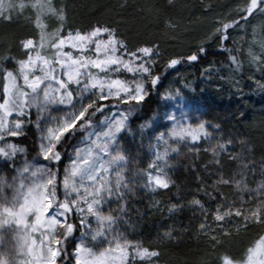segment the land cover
I'll return each mask as SVG.
<instances>
[{
  "label": "snow or ice",
  "instance_id": "obj_1",
  "mask_svg": "<svg viewBox=\"0 0 264 264\" xmlns=\"http://www.w3.org/2000/svg\"><path fill=\"white\" fill-rule=\"evenodd\" d=\"M5 3L0 0V21L11 24L12 9L5 12ZM17 7L15 19L24 17L30 24L27 34L0 38V164L11 169L7 176L13 192L0 195V264H162L163 242L173 238L174 229L161 225L155 235L144 236L129 215V201L173 188L174 160L182 147L203 144L207 153L219 136L217 146L231 157L243 140L224 136L221 125L202 119L203 114L185 111L181 102L188 103L189 92L196 89L187 79L182 85L177 80L179 86L165 85L157 40L133 47L109 24L70 28L67 6L59 0H21ZM138 9L157 12L158 6L146 3ZM257 16H264L262 0H248L234 23L221 24L218 16L215 34L178 58L169 57L166 69L201 63L212 45L239 69L229 44ZM253 39L264 46V30L253 32ZM257 60L264 72V56L254 55ZM205 74L212 75L211 64ZM256 83L264 90V79ZM154 93L175 101L180 115L171 110L145 115ZM127 136L139 137L138 149L147 140L143 164L139 150L133 156L126 147ZM28 140L31 147L24 146ZM218 179L231 183L228 177ZM149 200L168 219L190 207L199 214L202 234H209L213 224L223 228L226 221L238 231L240 224L250 230L243 205L210 207L198 195ZM249 215L256 225L264 224V211L257 208ZM220 234L231 233H210L213 247ZM219 264H264V230L243 248L222 252Z\"/></svg>",
  "mask_w": 264,
  "mask_h": 264
},
{
  "label": "trees",
  "instance_id": "obj_2",
  "mask_svg": "<svg viewBox=\"0 0 264 264\" xmlns=\"http://www.w3.org/2000/svg\"><path fill=\"white\" fill-rule=\"evenodd\" d=\"M67 6V23L70 28L83 29L97 24H109L117 27L126 37L131 46L143 44L149 40H157L163 57L158 62L160 74L165 85L176 81L180 85L189 80L194 92L189 96L201 98L204 105L206 120L211 124H220L224 136L242 139L234 145V152L229 157L224 155L217 146L219 136L211 142L209 151H203V144L193 145L191 148H200L193 151L182 147V154L175 157L173 177L175 185L163 194H141L129 201L128 211L133 221H138V231L144 236L155 235L154 229L161 225H171L174 236L165 240L162 246V264H219V257L224 251L235 252L250 238L255 237L256 231L264 230V224L253 223L254 216L249 212L260 209L264 211V98L260 100L255 95H238L241 86L248 90L252 82V71L247 66L245 53L246 39L239 42L238 35H249L252 26L247 32L241 28L235 35V44L229 47L236 52L240 61L239 69L230 65L226 59L227 53L221 54L219 49L212 45L211 53L206 60L197 64L187 62L177 65V69H166L169 57L178 58V54L189 48L197 47L201 41H206L215 34L214 21L219 16L220 23L235 22L238 13L248 5V0H61ZM264 2V1H262ZM158 6L157 12L145 13L138 9L144 4ZM123 6L122 5H125ZM238 5V7H233ZM145 18L142 19L141 17ZM170 20L171 24H166ZM258 23L264 30V16H257L253 22ZM30 24L24 23L28 30ZM23 29L8 38L27 34ZM211 64V76L205 74L206 66ZM171 73V74H169ZM264 79L263 75H260ZM258 79H261L257 76ZM160 98L154 93L145 106L144 114L150 115L159 107ZM31 147L32 141L26 142ZM125 145L133 156L137 151L141 153L140 163L144 158L142 148L138 149L139 142L134 139H125ZM215 149V152H213ZM35 152V151H34ZM67 163V161H65ZM207 165V170H205ZM135 166V165H134ZM228 177L231 183L221 182L218 177ZM202 178L200 191L197 192L198 179ZM198 195L210 207L218 202L225 205H243L245 215L249 220L248 232L237 230L226 221L223 228L213 224L210 233H222L225 229L230 235L217 236L218 243L213 247L209 234H202L199 230V214H193L190 207L177 216L168 219L162 217L152 208L149 197L161 202L185 199Z\"/></svg>",
  "mask_w": 264,
  "mask_h": 264
},
{
  "label": "rangeland",
  "instance_id": "obj_3",
  "mask_svg": "<svg viewBox=\"0 0 264 264\" xmlns=\"http://www.w3.org/2000/svg\"><path fill=\"white\" fill-rule=\"evenodd\" d=\"M61 1V0H59ZM264 1V0H262ZM21 3V0H6L5 3V12L8 11V9H12V16H13V22L11 24H7V23H3L2 21H0V38L3 37H9L12 34H16V32H20L23 29H25L24 27V23H28V21L24 18L21 17L20 19H15V13L18 10V5ZM260 20H256L255 22H253L252 25V30L250 31L249 35H245V33H240L238 35V38L240 39L239 42H241L243 40V38H245L247 41L246 43H244L245 47V53L247 56V66L249 67V69L252 71V74H250V79L252 80V82L249 84V88L248 90H245L243 86L240 85L238 89V95L242 96V95H255L257 96L260 100H262L264 98V90L260 89L256 83V80H258L257 76H259L261 79L262 77L260 75H263L264 77V72L260 71V68L257 66V64L259 63V61L257 60L256 62H253V56H264V46H261L260 41L258 40H254L253 39V32H256L257 34L261 32V28L259 26ZM29 24V23H28ZM30 26V25H29ZM27 30V29H25ZM251 53V54H250ZM261 67H264V65H261ZM181 105L184 107L185 111H188L190 114H194L197 116L202 115V119H205V112H204V105L203 102L201 100V98H197L194 96H189V102L188 103H184L181 102ZM171 110L173 112L176 113L177 116L180 115V110L179 108H177L176 106V102L175 101H164V100H160V104L159 107L156 109L155 113H159L160 115H163V113L165 111ZM135 126V125H134ZM125 139H133L132 136H127ZM134 140L139 141V137H136ZM145 147L142 148V155L143 158L146 160L147 158V140H145ZM27 146V145H24ZM28 147V146H27ZM71 151V149H69V152ZM36 153L33 151L30 153L28 159H31ZM45 162L41 161V164H43ZM11 172V169L3 164H0V174L2 176L5 177V179L3 181H0V195H4L7 194L8 196L13 195V192L11 190V188L8 185V180H10V177L7 176L8 173Z\"/></svg>",
  "mask_w": 264,
  "mask_h": 264
}]
</instances>
